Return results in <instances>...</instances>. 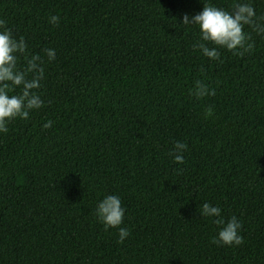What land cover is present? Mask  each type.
<instances>
[{
  "label": "trees",
  "instance_id": "trees-1",
  "mask_svg": "<svg viewBox=\"0 0 264 264\" xmlns=\"http://www.w3.org/2000/svg\"><path fill=\"white\" fill-rule=\"evenodd\" d=\"M253 3L264 12V0ZM201 8L0 0V19L45 70L44 105L0 134V264H264V38L253 32L251 52L209 60L180 22ZM197 79L216 94L192 96ZM177 140L187 144L183 164L168 155ZM105 194L126 209L123 243L95 216ZM205 201L241 222L240 245L211 242Z\"/></svg>",
  "mask_w": 264,
  "mask_h": 264
},
{
  "label": "clouds",
  "instance_id": "clouds-1",
  "mask_svg": "<svg viewBox=\"0 0 264 264\" xmlns=\"http://www.w3.org/2000/svg\"><path fill=\"white\" fill-rule=\"evenodd\" d=\"M60 17L50 15L48 23L57 25ZM180 22L195 28L197 38L192 43L193 51L209 60L221 62V49L236 56H244L254 48L251 33L264 38V12H258L253 0H231L228 7L221 6L215 0H202L199 12L189 15L183 13ZM49 62L54 61L56 52L53 48L43 49ZM44 59L39 53H31L22 35H14L6 21L0 19V134L9 131L8 125L16 119L27 120L30 112L44 105L41 95L36 91L44 79ZM190 94L202 99L216 94L215 89L202 79L194 81ZM213 106L204 108L205 119L213 114ZM52 120L45 121L41 127L47 129ZM187 144L174 141L168 155L176 164L184 163ZM119 194H105L95 205L94 213L105 229H117V242L123 243L130 236V229L121 227L125 215ZM201 217L214 218L217 233L211 238L213 244L240 245L241 222L235 215L225 219L221 208L205 201L199 208Z\"/></svg>",
  "mask_w": 264,
  "mask_h": 264
}]
</instances>
